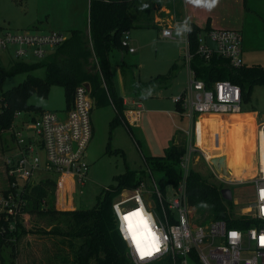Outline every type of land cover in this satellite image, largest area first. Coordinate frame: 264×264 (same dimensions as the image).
I'll return each mask as SVG.
<instances>
[{
	"label": "built area",
	"instance_id": "1",
	"mask_svg": "<svg viewBox=\"0 0 264 264\" xmlns=\"http://www.w3.org/2000/svg\"><path fill=\"white\" fill-rule=\"evenodd\" d=\"M66 37L62 34L42 36L35 32H26L24 35L1 32L0 52L23 58L28 53L23 49L26 45L35 48L33 54L37 58H43L47 54L46 46L59 45ZM162 37L172 39V30H163ZM208 37L216 43L217 51L209 48L205 39L201 38L197 54L206 62L217 54L233 68L244 65L243 37L240 31L214 29L208 33ZM121 41L127 51L135 52L130 47L128 31L123 33ZM11 47L19 49L11 52ZM191 59L192 55L188 50V88L175 100L191 124L189 149L180 163L182 179L177 187L168 185L163 191L160 182L150 172V180L147 182L150 189H145V183H141L130 191L127 198L113 202L116 230L126 244L129 264H264V243H261V237H264V124L256 132L257 166L253 176L245 170L247 175L232 174L231 179L223 177L212 164V160L217 157L210 156L195 145V130L198 119L202 116L241 114L242 90L240 86L226 80L207 85L191 68ZM101 77L103 79L102 75ZM103 86L106 89L104 79ZM93 104L91 86L86 82L76 88L72 106L68 109L65 107L62 112L44 111L35 118L22 112L15 114V121L9 130L11 146L8 151L11 154L4 160L7 186L0 190V216L7 220L26 216L22 211L25 201L20 193L25 185L37 182L35 176L40 172L52 173L57 177L58 192H68L72 187V194L76 186H85L89 171L86 162L87 148L94 135ZM111 106L118 114L112 100ZM19 118L23 120L18 123L16 120ZM139 122L138 112L127 110L124 113L123 123L129 131ZM193 154H197V162L203 160L208 165L211 176L223 189L230 188L232 192V187L246 188L241 192V197H246L247 206H240L238 199L233 198V192L229 202H233L236 216L253 221L251 226L242 230L229 227L224 220L195 223V209L190 206L187 198V178ZM18 180L24 181L23 186L19 185ZM71 182L69 187L68 183ZM248 186H252L253 190H247ZM168 189L176 192L173 199L167 200ZM151 194L156 199V204L152 203ZM131 203V207L127 206ZM69 204L73 206L71 200ZM136 213L140 215L137 216ZM126 216L129 217L127 221ZM132 216L140 223L146 222L149 229L146 238L137 242L128 227ZM14 227V223H11L10 229ZM141 251L151 252V255L142 256Z\"/></svg>",
	"mask_w": 264,
	"mask_h": 264
},
{
	"label": "rangeland",
	"instance_id": "2",
	"mask_svg": "<svg viewBox=\"0 0 264 264\" xmlns=\"http://www.w3.org/2000/svg\"><path fill=\"white\" fill-rule=\"evenodd\" d=\"M163 1L164 6L169 3L172 8L174 7V10L169 8L173 15L169 19L171 26L168 25V27L172 28L176 25L175 22L181 19L174 15L177 6V11H180L181 0ZM89 7V0H0V33L24 35L26 32H35L42 36H52L53 34L66 36L67 32L71 30L85 31L88 24ZM169 10L165 12L166 15L171 14ZM251 26L256 27L258 25L251 23ZM239 27L240 25L237 26V29ZM253 32L246 29L241 33L244 38L243 62L245 66H258L264 69V49H251L252 42L259 41L253 38ZM161 34L160 30L154 28L132 29L129 32L131 38L129 43L132 48L136 49V53L130 54L125 48L122 51L114 49L110 52L109 60L114 84L118 81V72H122L125 82L124 88L128 91L134 81L148 83L153 77L159 74H167L170 70H173L174 77L167 88H162L155 95L149 96L140 93L134 95L135 93L132 92V96L141 99L144 115L141 120L142 123L131 127L130 131L122 123H112L115 113L111 104L94 109L92 115L94 135L88 145L86 157V162L89 165L88 180L84 187L76 186L72 194L68 190V192L66 190L58 192L57 187L54 193L56 210L94 209L98 200L104 198L108 190H114L118 187L117 178L130 170H135V174L143 177V181L147 180V182L150 180L149 174L151 172L153 178L159 182L162 173L154 170L152 159L163 157L166 150L165 145L160 141V136H158L160 131L152 126V121L148 119L154 110L163 113L161 114L163 115L162 123L164 125L170 123L174 129L173 133L176 131L189 132V134H185V143L188 147L185 148L186 150L189 149L191 124L189 118L181 117L175 102L188 88L189 77L186 56L189 46L187 34L186 30L178 31V29L174 31V38L172 39H165ZM17 49L19 48L11 47V52ZM23 49L28 51L23 58L12 53L0 52V65L8 68L10 63L15 61L42 64L55 55L57 45L46 46L47 54L43 58H37L33 54L34 47L30 48L25 45ZM91 65L94 66L93 71H96L95 60L92 61ZM34 74L44 77V69L40 68ZM26 77V74H18L6 78L1 90L5 92L17 86ZM118 85L121 89L120 83ZM243 88L242 113L225 117H200L196 126L197 130H195V145L204 149L210 156L224 157V164L235 176L247 175L245 170H248L250 176H253L257 166L255 160L256 132L258 127L264 124V83H257L251 88L244 84ZM29 102L44 111L62 112L66 107L64 92L59 86H54L51 89L48 98L32 96ZM168 112L171 114H167ZM21 120L23 118L17 119L16 122L19 123ZM10 146L9 131L0 130V190L7 186L4 160L11 154L8 151ZM196 156L197 154L192 155L189 173L195 170L211 183H218L216 179L211 178L208 165L203 160L197 162ZM50 174L52 173L40 172L35 176V180L38 182L46 177H51L57 181V177ZM18 183L23 186L24 181L18 180ZM245 189V187H232L233 198L238 199V204L243 207L247 206L246 197H241V192ZM247 190L252 191V186H248ZM175 193V191L168 189L166 191L167 200L173 199ZM129 195L130 192L128 193L127 190L123 196L118 194L114 201L127 198ZM72 198L75 208L74 205L69 204ZM151 200L153 204H156V199L152 194ZM131 205L132 203L127 206L131 207ZM196 214L197 210L195 211V223L206 224L211 221L207 216L203 218L199 216V219L198 214ZM59 219L53 218L48 222L47 219L36 215H26L23 217V222L27 229H34L38 224H41L40 226L43 228L50 229L51 226L58 223ZM47 236L49 235H43V237L28 236L20 246L17 259L19 264H29L26 259L27 261H29L28 259L32 260L31 262L35 264L39 254H41L39 250L43 247V243L48 244V248L50 244L52 245L51 252L47 255L50 264H60L62 259L59 257L56 261H52L53 257L56 256L55 245H58V241L56 243L51 242V240L60 239ZM45 240L49 242L46 243ZM30 243L32 246L27 249ZM34 252H36V256H32ZM36 264L40 263L36 261Z\"/></svg>",
	"mask_w": 264,
	"mask_h": 264
},
{
	"label": "trees",
	"instance_id": "3",
	"mask_svg": "<svg viewBox=\"0 0 264 264\" xmlns=\"http://www.w3.org/2000/svg\"><path fill=\"white\" fill-rule=\"evenodd\" d=\"M161 6V0H90L88 36L79 30L69 31L66 40L57 45L54 57L45 63L15 61L11 62L8 68L0 66V130L9 131L18 112L26 113L32 118L44 112L29 101L32 96L48 98L54 86L63 89L66 108H70L76 88L86 82L91 86L93 108L111 104L112 100L118 111L112 123H123L124 108L111 86L109 54L114 49H124L121 44L124 32L135 28L159 29L160 22L155 19L164 17L163 13L159 12ZM188 29L191 68L207 85L220 80L230 81L241 87L244 100V84L251 88L257 83H264L262 67L243 65L236 69L217 54L206 62L197 54L200 45L199 29L193 26ZM254 34L255 32L252 35ZM257 42L253 41L252 44H255L257 49H264V41ZM94 60L96 71H93L94 66L91 65ZM40 68L45 69L44 77L34 74ZM18 74H26L27 77L17 86L3 92L1 88L4 80ZM101 75L107 90L103 86ZM173 77V70H170L167 74L153 78L150 84H168ZM177 106L181 108L180 105ZM186 152L185 145H176L171 141L163 157L152 159L154 170L164 174L160 181L163 191L168 185L178 186L183 173L180 163ZM136 175L135 171L130 170L118 177V187L108 191L104 198L98 200L97 206L90 210H56L54 193L57 181L51 177L25 185L20 193V197L25 201L22 208L24 214L36 215L47 219L48 222L53 218L60 219L50 229L41 227V224L34 229H27L22 216L8 220L0 216V264H19L17 259L20 246L30 235H49L60 239L51 240L52 243L58 241V245H55L56 256L52 261L59 257L62 259L60 264H129L126 244L116 230L112 204L124 189H135L141 184L143 177ZM222 189L221 184L211 183L195 170L191 171L187 178V198L190 206L197 210L198 217L207 216L211 221L224 220L229 227L247 229L253 221L234 214L232 203L222 196ZM11 223H14V229H10ZM42 245L39 250L41 254L36 261L40 264H50L47 255L51 252L52 245L50 244L49 248L48 244ZM31 246L30 243L27 249ZM32 256H36V252ZM28 260L26 259L27 263H32V260Z\"/></svg>",
	"mask_w": 264,
	"mask_h": 264
},
{
	"label": "crops",
	"instance_id": "4",
	"mask_svg": "<svg viewBox=\"0 0 264 264\" xmlns=\"http://www.w3.org/2000/svg\"><path fill=\"white\" fill-rule=\"evenodd\" d=\"M161 1H162V6L159 12H162L164 17H162V19H160L159 17H156L155 19L156 22H160V26L158 30L163 32V30L165 29H171L173 38H174L175 30L183 29L185 27L188 29L189 26H193L199 29L200 39L201 38L205 39L208 36V33L214 29L238 30L241 33L247 29L249 32L251 30H254L255 32V34L253 35L254 39H258L259 41H264V0H218V3L216 4V6L212 8L211 10L206 9L205 7L201 5L191 3L190 0H181L180 1L181 7H179L180 11H177L178 10V6H177V8H175V13H174V15L177 18L180 17L181 19L176 21L175 22L176 25H174L172 28L168 27L169 19L172 18V15H173L171 10H169V8L174 10V7L172 8L169 3H166L165 4L166 6H164V1L163 0ZM89 6H90V0H89ZM168 10L171 12V14L166 15L165 12ZM249 20L250 21L252 20V21L249 22ZM87 22L88 24L86 26L85 31L88 30V27H89V13H88ZM251 23L255 25L257 24L258 26L252 27ZM239 25L241 29L240 27L237 29V26ZM85 31H82V32L85 33ZM187 33H188V30H186V34ZM187 42H188V36H187ZM243 42H244V38H243ZM247 49L249 48L247 47ZM251 49L252 50L257 49L256 45L252 44ZM127 52L130 53L129 51ZM243 52H244V49H243ZM135 53H136V49L134 53H130V54H135ZM242 58H243V54H242ZM44 73H45V69H44ZM122 74H123L122 72H118L119 78H118V81H116V84H114L113 76L111 74L112 90L116 98H118V101L122 102V105L124 108L123 115L127 110H134V112H138L140 114V122L138 124H141L142 123L141 120L144 115L143 114L144 106H143L141 99H138L135 96L131 95L132 92L135 93L134 95H136V93H140L143 95L152 96V95H155L162 88H167L170 85L172 80L168 84H165V83L150 84V81L155 77H153L148 83H141V82L134 81L133 84H131L130 82L131 89H129L128 91V89L124 88L125 82L123 81ZM159 75H162V74H159ZM118 83H120L121 89L119 88ZM95 108L96 106H94L93 111ZM177 110L178 112H180L181 117H184V111L181 108L179 109V106H177ZM93 111H92V115H93ZM113 111L116 117L117 114L114 109ZM161 114L163 113L162 112L160 113L159 111L154 110L152 111V116H149L148 119L152 121L151 123L152 126H154L160 131L158 136H160L161 138L160 141L165 145V150L169 146L171 141H174L176 145H185V147L188 148L185 143L186 142L185 134H188V132L176 131L173 133L174 129L170 123H168L167 125H164L162 123L163 115ZM167 114L170 115L171 113L168 112ZM115 117L113 118V120L115 119ZM131 171H135V170H131ZM136 177H138V175H136ZM163 177H164V174L162 173L161 179H163ZM161 179L159 180V182L161 181ZM141 183H145V189L146 188L150 189V186L148 185L147 180L143 181L142 179ZM68 185L69 187H71L72 182L68 183ZM72 190L73 189L71 187L69 191L72 192ZM127 190L129 193L132 189H124L120 193V196H123L124 192L126 193ZM71 202L73 203L74 208H75L73 198L71 199Z\"/></svg>",
	"mask_w": 264,
	"mask_h": 264
},
{
	"label": "water",
	"instance_id": "5",
	"mask_svg": "<svg viewBox=\"0 0 264 264\" xmlns=\"http://www.w3.org/2000/svg\"><path fill=\"white\" fill-rule=\"evenodd\" d=\"M89 29L85 31V34L88 36L89 35ZM206 45L211 48L213 51H217V46L214 41L210 39V37L205 38ZM212 164L214 168L225 178L231 179L232 174L228 171L227 166L224 164V157L222 158H214L212 160ZM222 196L224 199L227 201L232 200V192L230 188H224L222 189Z\"/></svg>",
	"mask_w": 264,
	"mask_h": 264
},
{
	"label": "bare ground",
	"instance_id": "6",
	"mask_svg": "<svg viewBox=\"0 0 264 264\" xmlns=\"http://www.w3.org/2000/svg\"><path fill=\"white\" fill-rule=\"evenodd\" d=\"M129 223H131V225H132V231L131 232L129 231V232L132 235V237L135 236V240H134L135 242L146 238V234L149 233V229L144 227V225H143L144 223H142V222L140 223L133 216H132V219ZM128 227H129V225H128Z\"/></svg>",
	"mask_w": 264,
	"mask_h": 264
},
{
	"label": "clouds",
	"instance_id": "7",
	"mask_svg": "<svg viewBox=\"0 0 264 264\" xmlns=\"http://www.w3.org/2000/svg\"><path fill=\"white\" fill-rule=\"evenodd\" d=\"M190 2L201 5L205 7L206 9L211 10L212 8L216 6V4L218 3V0H190ZM184 30H190V29H187L186 27L183 29H178V31H184Z\"/></svg>",
	"mask_w": 264,
	"mask_h": 264
},
{
	"label": "snow or ice",
	"instance_id": "8",
	"mask_svg": "<svg viewBox=\"0 0 264 264\" xmlns=\"http://www.w3.org/2000/svg\"><path fill=\"white\" fill-rule=\"evenodd\" d=\"M135 215H137V216H139L140 214L139 213H136ZM125 220L127 221V220H129V217H125ZM144 227L145 228H147V224H146V222L144 223ZM129 231L131 232L132 231V225H131V223H129ZM134 238V240H135V236L133 237ZM261 243H264V237H261ZM137 247H138V249H139V243H137ZM158 250V249H157ZM141 255L143 256V255H151V252H144V251H141Z\"/></svg>",
	"mask_w": 264,
	"mask_h": 264
}]
</instances>
